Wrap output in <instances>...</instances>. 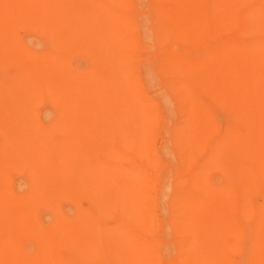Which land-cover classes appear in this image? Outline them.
<instances>
[{"label": "bare ground", "instance_id": "bare-ground-1", "mask_svg": "<svg viewBox=\"0 0 264 264\" xmlns=\"http://www.w3.org/2000/svg\"><path fill=\"white\" fill-rule=\"evenodd\" d=\"M0 264H264V0H0Z\"/></svg>", "mask_w": 264, "mask_h": 264}, {"label": "rangeland", "instance_id": "rangeland-1", "mask_svg": "<svg viewBox=\"0 0 264 264\" xmlns=\"http://www.w3.org/2000/svg\"><path fill=\"white\" fill-rule=\"evenodd\" d=\"M172 258L170 259V262H171Z\"/></svg>", "mask_w": 264, "mask_h": 264}]
</instances>
